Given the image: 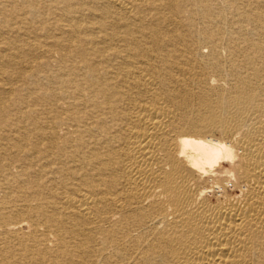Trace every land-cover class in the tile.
Segmentation results:
<instances>
[{"label":"bare ground","instance_id":"6f19581e","mask_svg":"<svg viewBox=\"0 0 264 264\" xmlns=\"http://www.w3.org/2000/svg\"><path fill=\"white\" fill-rule=\"evenodd\" d=\"M0 264H264V0H0Z\"/></svg>","mask_w":264,"mask_h":264}]
</instances>
